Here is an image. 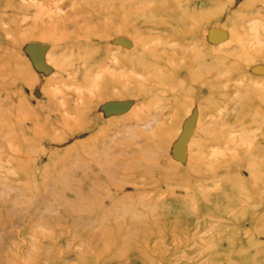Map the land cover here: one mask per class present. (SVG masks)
I'll list each match as a JSON object with an SVG mask.
<instances>
[{
  "label": "rangeland",
  "instance_id": "obj_1",
  "mask_svg": "<svg viewBox=\"0 0 264 264\" xmlns=\"http://www.w3.org/2000/svg\"><path fill=\"white\" fill-rule=\"evenodd\" d=\"M0 264H264V0H0Z\"/></svg>",
  "mask_w": 264,
  "mask_h": 264
},
{
  "label": "bare ground",
  "instance_id": "obj_2",
  "mask_svg": "<svg viewBox=\"0 0 264 264\" xmlns=\"http://www.w3.org/2000/svg\"><path fill=\"white\" fill-rule=\"evenodd\" d=\"M97 22V21H96Z\"/></svg>",
  "mask_w": 264,
  "mask_h": 264
}]
</instances>
